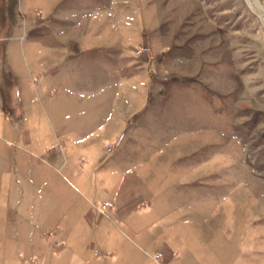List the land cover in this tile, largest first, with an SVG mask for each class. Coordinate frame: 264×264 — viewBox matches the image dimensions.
I'll return each mask as SVG.
<instances>
[{
	"label": "rangeland",
	"instance_id": "rangeland-1",
	"mask_svg": "<svg viewBox=\"0 0 264 264\" xmlns=\"http://www.w3.org/2000/svg\"><path fill=\"white\" fill-rule=\"evenodd\" d=\"M253 2L0 0V264H264Z\"/></svg>",
	"mask_w": 264,
	"mask_h": 264
},
{
	"label": "bare ground",
	"instance_id": "bare-ground-1",
	"mask_svg": "<svg viewBox=\"0 0 264 264\" xmlns=\"http://www.w3.org/2000/svg\"><path fill=\"white\" fill-rule=\"evenodd\" d=\"M250 5H252L253 7H255V3L253 2V0H246ZM256 1V0H255ZM254 4V5H253ZM255 10H257L256 9V7L254 8ZM258 11V10H257ZM259 15V14H258ZM260 16V18L263 20V24H264V16H263V13L261 14V15H259Z\"/></svg>",
	"mask_w": 264,
	"mask_h": 264
}]
</instances>
